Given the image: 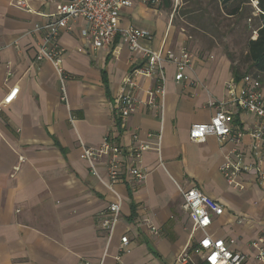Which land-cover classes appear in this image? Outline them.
Instances as JSON below:
<instances>
[{"label":"crops","instance_id":"obj_1","mask_svg":"<svg viewBox=\"0 0 264 264\" xmlns=\"http://www.w3.org/2000/svg\"><path fill=\"white\" fill-rule=\"evenodd\" d=\"M65 1L29 0L33 13H28L0 0V102L18 88L0 111V264H181V251L202 237L182 210L179 190L190 189L223 208L221 216L212 217L207 235L233 240V249L246 255L244 264H260L251 243L264 235L259 175L264 146L255 156L249 132L257 119L229 102L227 86L234 82L239 88L241 80H235L230 60L195 42L160 0H130L132 6L120 13V29L150 33L147 45L153 51L179 57L187 50L192 60L186 80L176 82L175 66L163 62L154 76L137 80L130 92L134 110L122 120L113 106L122 82L144 60L119 36L112 46L95 50L88 25L79 18L56 39L65 50L62 102L51 64L36 61L43 34L34 28L50 21ZM160 77L163 95L156 93ZM222 103L232 133L243 134L240 141L219 143L209 136L191 142V126L208 123ZM105 140L124 150L119 155L123 173L130 164L125 152L138 143L150 146L141 155L143 181L123 178L109 191L105 158L95 160L98 176L91 174L80 159L82 147L96 149ZM239 159L245 170L233 188L221 166ZM117 196L120 215L109 236L101 221ZM148 226L160 235H151ZM122 237L128 239L125 252L119 250ZM191 256L187 264H204Z\"/></svg>","mask_w":264,"mask_h":264},{"label":"built area","instance_id":"obj_2","mask_svg":"<svg viewBox=\"0 0 264 264\" xmlns=\"http://www.w3.org/2000/svg\"><path fill=\"white\" fill-rule=\"evenodd\" d=\"M16 8L33 13L28 6L29 0H9ZM46 1V0H41ZM146 3L157 0H144ZM132 6L130 0H67L59 7L56 14L51 15L50 21L35 26V32L43 34L42 42L39 44L36 53V61H46L51 64L60 85V100L66 102L65 80L66 76L63 69L64 48L59 47L56 39L61 31L69 29L70 24L79 18L86 21L88 25V36L95 50L103 47H110L119 36L121 43L128 47L132 53H139L144 60L143 64L133 70L122 82L121 92L113 107L118 106L115 113L125 120L134 110V103L130 99V92L136 87V82L140 77L148 78L156 74L157 69L161 68L163 62L172 63L175 66L176 82L186 80L184 72L190 67L192 56L183 49L179 57L174 56L169 51H153L147 43L152 39L150 33L133 28L120 29V13L123 9ZM83 35H86L83 32ZM145 41L146 45L142 42ZM11 72H7V77ZM164 78L160 77L156 89L157 94L163 95ZM18 92L14 87L9 90L6 96L0 102V111L3 107L11 104ZM227 96L232 105L238 107L241 111L253 115L257 119V124L250 130L249 135L253 140L254 155H258L261 145L264 146V86L252 75H245L240 80V87L231 82L227 86ZM117 108V107H116ZM231 116L226 112L225 105L219 104L216 112L208 123L194 124L189 130V140L191 142H203L211 136L223 143L229 139L238 143L243 134L232 133L230 128ZM161 140V134L156 136ZM150 146L145 143H138L125 152L129 157V166L124 171L121 169L123 163L119 160V155L124 153L122 148L111 146L108 140L102 142L99 148L82 147L80 159L88 163L91 174L97 177L95 160L105 158L107 168V188L113 192V185L118 181L127 179L128 181L140 183L146 177V171L141 166V155L149 150ZM158 148V147H157ZM158 151V149H157ZM245 167L239 159L235 164H224L221 171L227 182L237 188L235 177ZM260 181L264 183V171H261ZM182 197V210L187 214L192 223V231L201 233L202 237L195 245L187 247L181 251L177 261L181 264L192 262V256H198L204 264H244L246 255L233 249L234 241H224L221 239H212L206 233L212 222V217H219L223 214V208L210 197L206 196L200 190L190 189L186 191L179 190ZM120 215V201L117 196L115 202L111 203L106 216L101 221V228L110 236L118 222ZM149 233L158 237L159 230L154 226H148ZM128 245L127 237L120 238V252H125ZM255 250L256 260L264 264V235L251 243ZM87 264V263H86Z\"/></svg>","mask_w":264,"mask_h":264},{"label":"trees","instance_id":"obj_3","mask_svg":"<svg viewBox=\"0 0 264 264\" xmlns=\"http://www.w3.org/2000/svg\"><path fill=\"white\" fill-rule=\"evenodd\" d=\"M161 5L168 11H173L182 16L185 15L182 6L175 5V0H160ZM183 4H188L189 0H181ZM195 5H201L199 0H193ZM214 1V2H213ZM219 14L226 19H234L239 23L244 32L254 33L244 42V55L240 65H235L232 56L226 55L231 62L232 73L235 80H240L245 75H252L264 85V0H211ZM200 20H204V14L199 16ZM208 19V18H207ZM246 23V24H245ZM250 23V24H247ZM250 29V31H248ZM204 33H212L202 29ZM241 68L243 71H241Z\"/></svg>","mask_w":264,"mask_h":264},{"label":"rangeland","instance_id":"obj_4","mask_svg":"<svg viewBox=\"0 0 264 264\" xmlns=\"http://www.w3.org/2000/svg\"><path fill=\"white\" fill-rule=\"evenodd\" d=\"M189 1L188 4H183L181 0H175V5L180 6L181 4L182 10H186L184 16H182V12L175 13V20L185 28L186 33L195 42L205 43L206 46L210 45V47L219 49L222 54L232 56L235 65L238 64L242 67L240 63L245 50L244 42L250 35L254 37V33L244 32L243 25L240 26L234 19H226L222 14H219L211 0H199L201 5H195L193 0ZM201 14H204L205 17L203 21L199 18ZM202 29L212 33L206 34ZM241 71H243L242 68Z\"/></svg>","mask_w":264,"mask_h":264}]
</instances>
